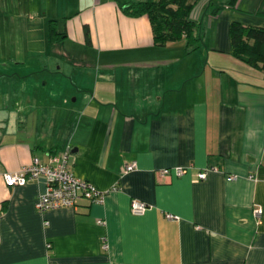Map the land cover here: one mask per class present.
Instances as JSON below:
<instances>
[{
    "label": "crops",
    "instance_id": "1",
    "mask_svg": "<svg viewBox=\"0 0 264 264\" xmlns=\"http://www.w3.org/2000/svg\"><path fill=\"white\" fill-rule=\"evenodd\" d=\"M134 1L146 0H0V29L29 31L28 61L37 28L38 63L70 78L42 121L41 99L0 97V264H264V71L236 58L230 38L233 23L264 29V0H200L195 49L186 39L155 46L149 19L122 11ZM52 24L63 27L56 43ZM3 61L0 70L30 66ZM66 150L69 170L105 193L102 203L41 215L43 179L4 185L3 173ZM130 163L136 170L121 174ZM206 169L216 171L197 181ZM132 200L147 211L132 215Z\"/></svg>",
    "mask_w": 264,
    "mask_h": 264
},
{
    "label": "built area",
    "instance_id": "2",
    "mask_svg": "<svg viewBox=\"0 0 264 264\" xmlns=\"http://www.w3.org/2000/svg\"><path fill=\"white\" fill-rule=\"evenodd\" d=\"M69 150L59 154L51 155L46 164H42L38 159H33L28 166L22 167L13 173H3L2 180L6 187H23L31 180L43 179L44 191L38 195L35 209L45 215L49 211L59 210L63 208H74L79 199H85L90 203H102L105 198V193L99 192L91 184L77 178L68 168ZM136 170V164L130 163L121 168V174H128ZM170 170L175 176L181 177L191 167H174L173 169H164L161 171L162 176H168ZM216 169H206L197 173V181L206 180L210 172ZM236 180L235 176L227 177L228 182ZM130 211L134 216H141L147 211V205L143 202L132 200L130 203ZM254 216L261 218L262 209L256 208ZM167 220H177L173 215H166ZM98 224H103L98 221ZM103 251L108 250V245L105 239L100 240Z\"/></svg>",
    "mask_w": 264,
    "mask_h": 264
},
{
    "label": "trees",
    "instance_id": "3",
    "mask_svg": "<svg viewBox=\"0 0 264 264\" xmlns=\"http://www.w3.org/2000/svg\"><path fill=\"white\" fill-rule=\"evenodd\" d=\"M200 0H158L153 2L134 1L122 6L123 13L131 18L146 16L149 19L155 46L164 47L166 44L186 39L190 49H195L199 43V25L190 16ZM51 35L55 31L50 29ZM86 42L89 43V32L84 31ZM233 55L264 71V29L244 27L233 23L230 29Z\"/></svg>",
    "mask_w": 264,
    "mask_h": 264
},
{
    "label": "rangeland",
    "instance_id": "4",
    "mask_svg": "<svg viewBox=\"0 0 264 264\" xmlns=\"http://www.w3.org/2000/svg\"><path fill=\"white\" fill-rule=\"evenodd\" d=\"M51 28L55 32H61L63 30L62 24H58V26L56 24H52ZM49 32L50 31H48V33ZM39 33L40 32L37 30V28H35L33 34L35 36L34 41L36 45L35 47H33V53H31L35 55H33L31 61H28L30 55L25 52V45L27 41L30 45L29 31L27 33L26 29H23L19 26V29L17 27V29L13 30L11 33L8 28H5V24L2 23V29H0V42L2 43L3 47L0 53V59H4L3 62H8L10 59H14L16 62L27 61L30 63V66L27 70H12L8 66H6L7 64H2L3 69L0 70V97H3V99L4 97H6L7 99L6 102L3 101V105L9 104V102L7 101L10 97H31L35 99H41L43 102H39L37 105L33 106V113L38 116L37 121H42V113L48 110L50 111L51 109V107L49 108L46 105L49 104L52 99L61 100L62 97L65 96L67 92V85L65 84L64 79H66V83H68L70 82V78H59L60 80L57 81L55 80V78H52V73L56 72L55 70H57V65H52V63L50 62L49 65L52 67L49 68L41 67L42 65L38 63V61L43 58L42 55L38 54H44L40 52L43 49L38 45L39 43L37 41L38 37L40 36H38ZM11 36L15 37L14 40H16L15 42H13L14 46H12V48L9 47V40L11 39ZM58 38L59 36L54 34L52 38L53 43H56ZM31 47L32 45H30V48ZM50 58L53 59V57L51 56ZM31 72L34 73L31 74ZM81 72L84 71L82 70ZM85 72L87 73L88 70H85ZM14 74H17L19 76H23V74L28 75L26 78L20 79ZM59 76L63 77V74L60 73ZM66 76L69 75H67L66 73ZM34 85H36V87ZM73 98L74 97H69L70 102H73ZM45 100L49 101H47L45 104Z\"/></svg>",
    "mask_w": 264,
    "mask_h": 264
}]
</instances>
